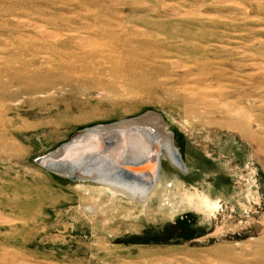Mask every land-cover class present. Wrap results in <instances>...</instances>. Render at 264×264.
Instances as JSON below:
<instances>
[{"label":"rangeland","instance_id":"1","mask_svg":"<svg viewBox=\"0 0 264 264\" xmlns=\"http://www.w3.org/2000/svg\"><path fill=\"white\" fill-rule=\"evenodd\" d=\"M150 110L146 203L35 162ZM0 264H264V0H0Z\"/></svg>","mask_w":264,"mask_h":264},{"label":"bare ground","instance_id":"2","mask_svg":"<svg viewBox=\"0 0 264 264\" xmlns=\"http://www.w3.org/2000/svg\"><path fill=\"white\" fill-rule=\"evenodd\" d=\"M161 116L150 111L140 118H123L109 126L95 125L104 128H96L94 132L56 149L58 152L51 155L48 162L57 172L50 171L58 175L78 174L72 180L87 181L100 193L111 192L114 196L123 195L146 203L159 177L162 156L172 165L187 170L183 155L174 143L173 133L166 131ZM205 200L209 208L219 206L208 196ZM101 206V200L81 205L86 216L95 220Z\"/></svg>","mask_w":264,"mask_h":264},{"label":"water","instance_id":"3","mask_svg":"<svg viewBox=\"0 0 264 264\" xmlns=\"http://www.w3.org/2000/svg\"><path fill=\"white\" fill-rule=\"evenodd\" d=\"M150 111H148V112H150ZM148 112H146V113H148ZM146 113H143L142 115H144ZM142 115L136 116V117L140 118ZM104 125H112V124L108 123V124H104ZM96 128L97 129H103L104 127L103 126H101V127L98 126L97 127L95 125L91 126V127H84V128L82 127L81 129L77 130V132L75 134L71 135L70 138L67 139V142L62 143L61 146L62 145L65 146L68 143H71V142L75 141L81 135H86V134H88L90 132H94ZM106 128H108V127H106ZM57 152L58 151H56V149H54V150H52L50 152H47L45 155L40 156V158H38L35 162L38 163L39 165H42V167H44L45 169L57 172V169L54 166H52L50 162H48L52 158L51 155H54V153H57ZM59 175L66 176V178H68V179L70 178V180H72V179L76 178V176H78V174H71V175L69 174V176L68 175H64V174H59Z\"/></svg>","mask_w":264,"mask_h":264}]
</instances>
